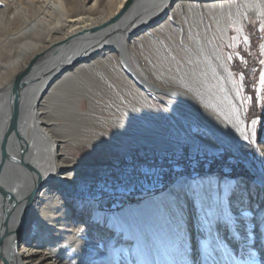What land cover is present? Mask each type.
Wrapping results in <instances>:
<instances>
[{"label": "bare ground", "instance_id": "obj_1", "mask_svg": "<svg viewBox=\"0 0 264 264\" xmlns=\"http://www.w3.org/2000/svg\"><path fill=\"white\" fill-rule=\"evenodd\" d=\"M14 4L0 0V37L4 36L0 53H6L16 40L11 33L5 35L8 31L21 29L18 37H23L27 29L38 26L41 36L37 35L34 56L42 60L27 63L20 77L10 76L7 87L0 83V255L4 264H134V258L143 260L145 254L149 264H164L165 256L171 264H192L189 254L180 255L184 229L196 236L191 204L186 224L177 222L175 235L144 207L156 202L167 206L163 196L167 198L173 188L123 212L137 217L135 232L119 227L109 231L108 219L96 213L90 220L86 209L83 222H78L77 207L69 204L56 214L61 223L55 228L39 223L44 202L60 199L50 197L49 189H58L65 198L69 182L68 158L59 139L64 137H58L61 123L52 119L50 104L62 96L76 99L72 111L86 123L91 114L79 106L85 88L90 111L103 106L107 116L119 117L112 121L114 128L129 117H141L124 134L133 143H153L157 137L152 129L159 125V118L144 114L161 110L210 132L219 125L248 135L241 83L224 50L232 40L231 27L238 32L234 44L245 36V18L260 20L264 29V0H19ZM128 52L138 58L134 64L129 62V69L124 61ZM8 65L2 67L3 76L12 71ZM260 84H264V66ZM54 92L60 96L51 98ZM86 129L73 136L72 145L98 141L99 133ZM114 138L117 143L121 140L120 135ZM205 143L208 151L215 152L216 145ZM54 179H58L56 186H52ZM251 207L252 222L257 225L254 241L264 254L260 220L264 197L254 199ZM149 217L155 227L150 226ZM65 224L67 231H63ZM220 231L235 248L227 229ZM139 232L151 233L147 243ZM20 237L23 244L18 248ZM98 247L105 257L97 255ZM222 261L243 264L249 260L243 253L225 252ZM248 264H261V259L258 256Z\"/></svg>", "mask_w": 264, "mask_h": 264}, {"label": "snow or ice", "instance_id": "obj_2", "mask_svg": "<svg viewBox=\"0 0 264 264\" xmlns=\"http://www.w3.org/2000/svg\"><path fill=\"white\" fill-rule=\"evenodd\" d=\"M148 116L159 118V125L152 131L160 146L161 159L168 161V166L173 172L181 173L185 165L193 172L191 175H181L179 181L173 184V190L167 197V206L156 203L149 205L146 211L165 221L175 235L178 231L177 222L186 224V209L188 202H191L195 210V244L192 233L185 230L184 235L187 238L183 240V248L190 255L192 264H217L223 260L225 252L232 255L243 253L244 258L249 261H255L259 256L261 264H264V254H261L254 241L257 225L252 222L254 212L251 207L254 199L264 197V192L261 191L264 188V149L253 147L247 134L242 136L230 126L224 128L218 125L217 132H210L179 115L170 117L163 110L155 114H144L145 118ZM139 119L140 116L129 117L125 124L116 125L107 140L100 137L87 151H94L100 143L111 142L113 135L123 136L129 131L131 122ZM251 123L255 126L261 122L253 119ZM206 141L216 145L215 151L220 155L228 154L229 163H243L253 179H233L230 177L231 168L225 169L226 175L223 179L215 175L201 176L197 173L195 169L200 158L207 154ZM181 161L185 163L182 165ZM161 175L162 172L156 167H138L129 160L124 168H117L115 174L102 173L101 179L95 183L80 186L75 194L74 206L86 209L90 220L96 213L105 214L108 223L112 225L109 231H113L115 227L138 231L137 217L125 216L122 211L117 188L121 185L137 184L151 186ZM48 195L59 196V202L45 201L46 207L44 212L38 215V220L42 225L55 228L61 223V217L56 214L61 213L62 209H67V200L64 193L56 188H50ZM64 215H67L66 211ZM260 220L264 223V214H261ZM221 227L227 229L228 235L236 244L235 248L222 235ZM67 228L68 225L65 224L63 231H67ZM68 234L72 235L70 232ZM150 237L151 233H141L139 238L147 243ZM97 255L105 257L106 253L98 247Z\"/></svg>", "mask_w": 264, "mask_h": 264}, {"label": "rangeland", "instance_id": "obj_3", "mask_svg": "<svg viewBox=\"0 0 264 264\" xmlns=\"http://www.w3.org/2000/svg\"><path fill=\"white\" fill-rule=\"evenodd\" d=\"M17 1L19 0H7V2H9L11 5H13ZM29 23L31 24L33 23V21H30ZM29 23H27V25ZM244 23L245 36L241 35L237 44H234V37L238 35V32L235 28H230L232 40L231 42L226 43L224 51L228 57L232 72L241 83L242 100L244 102V106L242 107V109L245 110V119L247 121V126L249 129L248 136L253 147L261 148V146L264 145V84L262 86L260 84V75L264 66V29L261 27V21L252 18V16H249V18H245ZM27 25H25L24 28H26ZM20 31L21 29H15L13 30V32L8 31L5 34L8 35L11 33L12 35H10V37H16V40H14L13 44L6 53H0V83H2L3 86L6 85V87L10 84L9 77L12 75L20 77L21 72L25 69L27 63L29 66L32 61L42 60L38 59V56H34L38 43L36 40L37 35L41 34L38 26L27 29L26 35H24L23 37H18ZM3 37L4 36L0 37V39H2ZM128 53L124 56V61H126V66L128 64L129 69V62L131 64H134L138 61V58L135 57L133 53ZM230 56L232 57V59H230ZM7 65L8 67H12V71L10 74L3 76L2 67H7ZM25 84L26 83H24L23 85ZM82 89L84 91V94L79 96L81 100L79 102L80 109L85 113L91 114L86 123L85 120L75 117L74 112L72 111V108L74 106L73 104L76 103V99L74 100L73 98L62 96L59 101L55 103L54 100V102L52 101L50 104V106L52 104L54 106H52V119L57 123H61V129L59 131L58 137H64L59 139H61V142L64 143V157L68 158V166L67 168H65V170L69 182L65 189V199L67 200V204L71 205L73 208L75 207L74 204L76 203L75 194L80 186L85 183H95L96 181L101 179L102 173L112 172L113 174H115L117 168H124L129 160L138 167H153V165L158 167L160 164L166 166L167 168L169 167L168 161L166 159H161V151L157 138L152 141L153 143L146 142L145 144L142 143V140H138V142L133 143L132 140L124 135L121 136V140L119 141V143H117L118 140L116 141L113 135L111 137V142L101 143L96 147L94 151L91 152L87 151L90 145L86 143L72 145L71 140L74 139L73 136L79 135V133H83L84 127L85 130H87L86 126H88V129H90V131L99 133V138L104 137L105 140H107L109 137V133L113 132L114 129L112 121L114 119H119V117L116 115L112 117L107 116V109L103 108V106H97L95 107L93 112L90 111V109L88 108L89 100L87 99V96L89 94L85 88ZM53 94L54 95H52L51 98L60 96L59 94H57V92H54ZM157 103L161 105L159 99H157ZM166 115L172 117L170 114ZM253 119L261 122L254 126L255 135H253V132H251V127L253 126L251 121ZM198 122L203 125L201 121L198 120ZM54 136L56 137L55 133ZM74 141L76 142V140ZM180 163L183 165L185 162L181 161ZM226 168H231L230 177L233 179L238 177H243L247 180L253 179L243 163H229L228 154L220 155L216 151L210 152L207 150V154L200 158L198 167L195 169V171L201 176L215 175L224 178L226 175ZM169 171L172 177L171 180H169L170 182L168 183V186H164L163 184H161L160 178L152 183L151 186H141L139 184L135 186H118L117 191L120 203L122 205V211H129L130 209L136 207L139 204H142L145 201L147 202L157 197H162L172 189L174 183L179 181L181 175H191L193 172V170L186 165L181 173H176L172 170ZM166 174L168 173L166 172ZM57 180L58 179L53 180L54 182L52 186H56ZM132 195L133 197H128ZM163 197V199H167L165 195ZM189 203L191 204L190 201ZM148 206L149 205L145 204L144 207L147 209ZM76 211H78L79 215L78 222H81L82 220H84V215H86V213H83L84 209L80 207H77ZM99 214H102L104 216L103 218L107 219V216L105 214ZM147 219L150 226L155 227L151 217ZM87 222L89 223L90 220H88ZM28 223L29 222H27L26 226L28 225ZM165 224L167 225V223ZM146 230L152 231L153 229ZM185 230L191 233V230L189 228H186L184 229L183 234ZM192 237L193 244H195V235L192 234ZM186 238V235H184L182 240ZM22 244L23 238L20 237V239L18 240V248ZM180 255L187 256V253L183 251ZM143 256V258H145L143 260L138 259V257L134 258V264H149L151 262L147 261L148 254H145ZM1 257L0 264H4V259ZM164 259V262H166L164 264H171V262L167 261L169 260V257L165 256ZM248 263H250V261L243 264ZM217 264L225 263L223 261H218ZM226 264L231 263L228 262Z\"/></svg>", "mask_w": 264, "mask_h": 264}, {"label": "trees", "instance_id": "obj_4", "mask_svg": "<svg viewBox=\"0 0 264 264\" xmlns=\"http://www.w3.org/2000/svg\"><path fill=\"white\" fill-rule=\"evenodd\" d=\"M153 167H156V166L153 165ZM156 168H158L162 172V175L160 177L161 184H163L164 186H168V183L170 182L169 180H171V177H172V175L170 174V171H169V170H171L170 167L167 168L166 166H163V165L160 164ZM166 172L168 174H166ZM128 197H133V195L132 196H128Z\"/></svg>", "mask_w": 264, "mask_h": 264}, {"label": "water", "instance_id": "obj_5", "mask_svg": "<svg viewBox=\"0 0 264 264\" xmlns=\"http://www.w3.org/2000/svg\"><path fill=\"white\" fill-rule=\"evenodd\" d=\"M0 257H1V255H0ZM2 258V257H1Z\"/></svg>", "mask_w": 264, "mask_h": 264}]
</instances>
